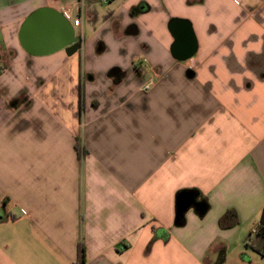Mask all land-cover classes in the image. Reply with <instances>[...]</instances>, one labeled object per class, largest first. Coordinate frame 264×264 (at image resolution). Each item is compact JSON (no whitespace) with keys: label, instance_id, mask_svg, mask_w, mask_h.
Returning <instances> with one entry per match:
<instances>
[{"label":"crops","instance_id":"crops-1","mask_svg":"<svg viewBox=\"0 0 264 264\" xmlns=\"http://www.w3.org/2000/svg\"><path fill=\"white\" fill-rule=\"evenodd\" d=\"M42 7L68 10L75 53L21 47ZM181 190L206 211L176 224ZM263 205L264 0H0V264H255Z\"/></svg>","mask_w":264,"mask_h":264},{"label":"water","instance_id":"water-1","mask_svg":"<svg viewBox=\"0 0 264 264\" xmlns=\"http://www.w3.org/2000/svg\"><path fill=\"white\" fill-rule=\"evenodd\" d=\"M169 29L174 36L172 56L180 61L192 57L196 52L197 43L190 23L183 19H174L170 22ZM127 32L134 34V27H130ZM18 37L21 47L31 56H45L62 49L70 56L80 46V39L75 35V30L68 20L49 7H42L30 13L23 21ZM176 204V224L181 223L189 208H194L199 215L206 211L205 203L197 200V195L192 191L177 197Z\"/></svg>","mask_w":264,"mask_h":264},{"label":"trees","instance_id":"trees-1","mask_svg":"<svg viewBox=\"0 0 264 264\" xmlns=\"http://www.w3.org/2000/svg\"><path fill=\"white\" fill-rule=\"evenodd\" d=\"M80 89V96L82 95V86H79ZM80 106H81V99H80ZM189 191V190H181L178 191L176 197H179L182 193ZM184 219L181 220L183 223ZM238 223V216L234 210H227L218 220V224L222 228H230L235 226ZM247 245L259 256L264 258V205L261 210V214L257 224L255 225V231L250 232L248 235V242ZM80 251V260L83 262L84 260V248L82 244L79 245Z\"/></svg>","mask_w":264,"mask_h":264},{"label":"rangeland","instance_id":"rangeland-1","mask_svg":"<svg viewBox=\"0 0 264 264\" xmlns=\"http://www.w3.org/2000/svg\"><path fill=\"white\" fill-rule=\"evenodd\" d=\"M100 55L102 56L100 58V60H105V59L109 58L110 56L115 55L114 49H111L109 47L105 52L100 53ZM255 257H256V259L258 261L255 264H262L263 263V262H260V261H262L261 260L262 258L259 255L256 254ZM237 259H238V254L235 251L233 254H230L228 260L225 263H223V264H236L237 263ZM234 260H236V261H234Z\"/></svg>","mask_w":264,"mask_h":264},{"label":"built area","instance_id":"built-area-1","mask_svg":"<svg viewBox=\"0 0 264 264\" xmlns=\"http://www.w3.org/2000/svg\"><path fill=\"white\" fill-rule=\"evenodd\" d=\"M63 15L64 17L67 19V18H70L69 14H68V10H64L63 11ZM79 17H75L73 20H72V25L73 26H77L79 24ZM153 84V80L152 79H149L148 81H146V83L143 84L142 86V90L143 91H146L148 90L151 85ZM255 231V226L253 227V229L251 230V232H254Z\"/></svg>","mask_w":264,"mask_h":264}]
</instances>
